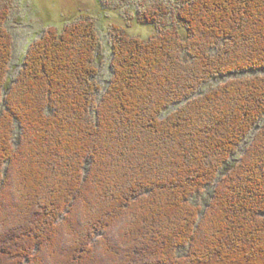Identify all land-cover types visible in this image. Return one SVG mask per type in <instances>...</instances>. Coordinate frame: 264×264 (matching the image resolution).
I'll use <instances>...</instances> for the list:
<instances>
[{
  "label": "trees",
  "instance_id": "1",
  "mask_svg": "<svg viewBox=\"0 0 264 264\" xmlns=\"http://www.w3.org/2000/svg\"><path fill=\"white\" fill-rule=\"evenodd\" d=\"M170 2L14 73L0 7V264H264V0Z\"/></svg>",
  "mask_w": 264,
  "mask_h": 264
},
{
  "label": "rangeland",
  "instance_id": "2",
  "mask_svg": "<svg viewBox=\"0 0 264 264\" xmlns=\"http://www.w3.org/2000/svg\"><path fill=\"white\" fill-rule=\"evenodd\" d=\"M170 1L0 0V7L11 10L9 29L14 36L15 46L10 71L11 73L19 71L31 44L49 27H55L62 31L66 24L70 25L83 19H90L102 30L99 36L102 40L105 39V42H111L110 34L116 32L117 29L125 30L130 36L149 37L154 35L157 33L156 27L139 23L136 8L140 7L145 11L151 6L159 5V3H164L166 7H170L174 4ZM101 24L102 27L99 26ZM241 150L243 148L239 147V153L233 157L234 162L242 155ZM208 199L207 196L202 197V200Z\"/></svg>",
  "mask_w": 264,
  "mask_h": 264
}]
</instances>
